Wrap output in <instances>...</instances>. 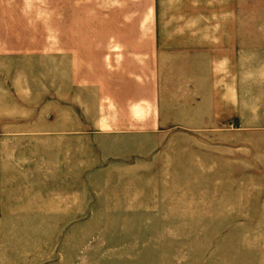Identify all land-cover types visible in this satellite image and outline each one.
I'll list each match as a JSON object with an SVG mask.
<instances>
[{"label": "rangeland", "instance_id": "1", "mask_svg": "<svg viewBox=\"0 0 264 264\" xmlns=\"http://www.w3.org/2000/svg\"><path fill=\"white\" fill-rule=\"evenodd\" d=\"M234 12L259 127L214 110L121 145L44 133L72 88L59 40L81 41L82 83L146 89L191 70L171 42L202 41L215 85ZM0 264H264V0H0Z\"/></svg>", "mask_w": 264, "mask_h": 264}, {"label": "crops", "instance_id": "2", "mask_svg": "<svg viewBox=\"0 0 264 264\" xmlns=\"http://www.w3.org/2000/svg\"><path fill=\"white\" fill-rule=\"evenodd\" d=\"M230 16L232 19L217 24L220 34L214 41L217 44L215 85L210 72L214 59L208 44L203 46L202 41L178 49L171 42L167 48H175L174 51L163 56L183 62L191 70L171 73L168 84L159 76V82L154 79L153 88L146 89L143 77L130 79L129 88L122 85L104 88L96 78L82 83L78 66L82 63L81 41L59 40L58 58L72 65V88L58 97L54 120L41 125L46 128L44 133H56L59 138L77 142L85 138L94 144L99 140L121 145L144 139L152 129L206 126L214 118L210 117L214 110L221 126L227 122L230 127H259L256 94L242 91V80L249 87L251 80L242 79L241 26L234 18L235 12ZM178 112L185 113L184 120L178 118ZM242 114H247L248 123L241 122L245 117Z\"/></svg>", "mask_w": 264, "mask_h": 264}]
</instances>
